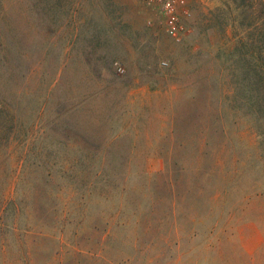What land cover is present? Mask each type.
<instances>
[{
	"label": "rangeland",
	"instance_id": "1",
	"mask_svg": "<svg viewBox=\"0 0 264 264\" xmlns=\"http://www.w3.org/2000/svg\"><path fill=\"white\" fill-rule=\"evenodd\" d=\"M190 2L0 0V264H264V0Z\"/></svg>",
	"mask_w": 264,
	"mask_h": 264
},
{
	"label": "built area",
	"instance_id": "2",
	"mask_svg": "<svg viewBox=\"0 0 264 264\" xmlns=\"http://www.w3.org/2000/svg\"><path fill=\"white\" fill-rule=\"evenodd\" d=\"M163 18L164 32L168 38L180 43L188 34L187 20L191 18L190 0H149ZM115 72L124 73L121 65H115Z\"/></svg>",
	"mask_w": 264,
	"mask_h": 264
}]
</instances>
